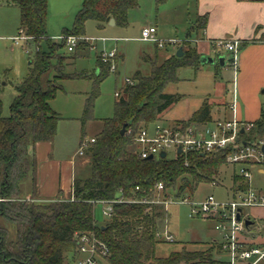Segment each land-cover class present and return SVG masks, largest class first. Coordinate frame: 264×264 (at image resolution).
I'll return each mask as SVG.
<instances>
[{"label": "trees", "instance_id": "1", "mask_svg": "<svg viewBox=\"0 0 264 264\" xmlns=\"http://www.w3.org/2000/svg\"><path fill=\"white\" fill-rule=\"evenodd\" d=\"M166 0H157L161 3ZM20 9L21 33L32 37L37 45L26 77L15 85L16 96L10 104L9 116L3 115L0 97V264H66L78 257L77 236L95 233L108 247L104 258L108 264H203L221 263L214 259L213 251L223 252L221 243L214 241L207 250L188 251L185 247L172 250L167 256L156 254L157 245L165 242L158 234L166 221V209L152 202L158 183H163L161 197H184L193 194L202 182H217L225 153L190 152L176 157L146 159L134 151L133 139L143 125L160 121V117L182 98L170 93V84L180 81L179 70L201 66L196 47H189L181 57L172 55L162 62L150 60L148 75L137 71L133 84H124L114 103V115L101 119V128L84 150L88 157L89 172L76 174L69 196L60 190L44 201L39 200L36 173L37 160L30 151L36 143L51 141L62 116L52 107V100L62 89L67 78H84L94 82L93 92L86 98L80 122L84 130L93 119L98 86L110 72V63L97 58L94 73L68 74L65 66L56 67L53 60L67 58L62 50L66 46L47 35L48 0H7ZM138 0H83L71 31L63 35H84L88 20L103 28L113 18L115 24L126 26L128 12ZM208 15L196 19L197 28H205ZM46 40L47 52L40 48ZM86 45L79 44L78 47ZM72 58V56H71ZM218 68L219 65L217 64ZM54 70L50 78L45 76ZM211 120V105L204 101L193 112L189 121ZM247 133L249 141L264 138V103L259 119ZM126 130L121 133L123 125ZM84 133L81 142L84 141ZM31 181V197L24 194L25 182ZM241 181V188L247 186ZM116 201L110 221L99 226L95 218V205L99 200ZM14 227V231L12 227ZM68 264V263H67Z\"/></svg>", "mask_w": 264, "mask_h": 264}, {"label": "rangeland", "instance_id": "2", "mask_svg": "<svg viewBox=\"0 0 264 264\" xmlns=\"http://www.w3.org/2000/svg\"><path fill=\"white\" fill-rule=\"evenodd\" d=\"M6 2L7 0H2L0 3V97L3 103V115L9 116L10 104L17 94L15 85L25 78L29 62L35 57L37 45L33 41L24 40L16 43L14 38L23 35L19 29L20 9L15 4ZM82 2L83 0H48L47 35L49 38L61 42L57 37L62 36L65 30H72ZM196 12L197 0H166L161 3L157 0H138V4L128 12L126 26L107 25L104 29H99L96 21L88 20L86 22L84 35L99 38L94 42L96 49H90L86 44L85 50H83L84 46H77L73 52H69L65 46L62 52L67 58L64 60L54 59V64L58 68L65 66L64 71L68 74L94 73L99 54L102 51H116L115 69L110 67L109 74L99 84L93 111L94 118L88 121L84 130L79 118L82 116L86 98L94 90V82L84 78H67L62 81L63 87L51 104L64 117L59 123L56 138L63 152L72 154L78 150L81 144H79V138L83 133L84 141L87 143L96 137L101 128V119L114 115L116 91L124 86L126 79L130 78L135 81L134 75L137 71H141L144 75L150 73L151 62L146 60L145 56L149 55L150 60H156L158 53L157 60L160 62V55L167 54L175 47L177 49L182 47L183 50H186L192 47L191 43L203 37L202 33L194 28ZM151 26L157 28L158 37L165 41L163 48H158L153 41L140 39L142 29ZM116 39H118L117 44ZM82 45L85 44L82 43ZM39 48L43 52L48 51L49 46L45 39L40 42ZM179 73L181 80L170 84L166 91L178 92L183 96L179 102L162 113L160 120L165 124L184 125L204 101L212 104L226 100L231 103L230 90L234 85L232 67H227V70L223 71L222 77L216 74L214 65H202L198 70L190 67L181 68ZM54 74L55 71L51 70L45 78H51ZM222 85H226L223 93H221ZM262 91H264V78L258 82L257 75L254 74L253 95L257 94L264 101V92ZM237 94V111H240V118L246 120L245 109L251 107H249L251 104L249 101L250 87L241 85ZM217 105L221 104L217 103ZM231 116L230 109L228 117ZM77 158L78 173L86 176L89 172L88 166H86L88 157L83 154L78 155ZM237 169L238 167L235 168L230 164H223L215 184L202 182L193 194L187 193L184 197L190 201H200L209 195H213L217 200L230 199L235 187L234 175ZM252 186L264 191V178L259 177L256 172L253 174ZM23 195L25 196V194ZM27 199L30 198L27 197ZM104 208L102 204L95 205L94 213L99 226L106 225L111 219L105 214ZM165 209L166 221L160 224L159 232L162 236L169 232L173 235L174 241L159 243L156 249L158 256L162 254L167 256L172 250H180L182 247L188 251L207 250L214 243L211 240L219 237L216 234L217 231H214L212 220L191 217L187 204L175 202L165 206ZM255 213L262 216L264 210L256 211L254 209ZM257 223L261 225L260 217L257 218ZM11 227L14 231V227ZM192 240L209 242H189ZM213 252L215 260L219 262L220 259H223L222 251L214 250ZM67 257L65 263L70 264V254ZM98 264H108V262L104 258H99Z\"/></svg>", "mask_w": 264, "mask_h": 264}, {"label": "built area", "instance_id": "3", "mask_svg": "<svg viewBox=\"0 0 264 264\" xmlns=\"http://www.w3.org/2000/svg\"><path fill=\"white\" fill-rule=\"evenodd\" d=\"M58 39L65 40L69 52H73L81 43L88 44L90 49H96L94 42L99 40V38L85 35H62ZM140 39L153 41L159 48L165 46V41L158 37L157 28L154 26L144 27ZM14 40L31 41L32 37L23 34L15 37ZM212 44L216 50L229 53V62L234 70V89L232 101L229 103L232 116L205 122H191L186 125L175 123L168 125L161 120L143 125L133 139L134 151L138 156L146 159L150 155H153V158L161 157L160 153L163 151L166 152V157H176L190 152L211 154L223 151L226 163L235 168L238 167L236 174L247 185L241 188L239 182L230 199L217 200L213 195L200 201H190L186 197L174 198L172 195L163 198L161 193L165 187L163 183H158L155 189L157 195L152 202L164 206L175 202L187 204L191 217L213 220L215 229L221 234L220 243L223 252L227 255L228 264H264V242L257 241L255 235L253 242L248 236L251 225L247 226L246 220L251 218L245 214L247 208L264 207V191L252 186V169L254 168L256 173L264 169V138L247 140L243 133H247L253 123L243 121L237 116L236 75L241 42L215 39ZM115 56L116 51H102L99 54L102 61L112 63L111 69H115ZM133 83V79L130 78L125 81V84ZM116 96H119V91L116 92ZM90 141H94V138ZM87 144L86 141L81 142L78 149L79 155L84 154ZM179 149H181L180 152ZM116 201L122 200H99L96 203L104 205L105 214L111 217L113 203ZM158 236L165 241H174L173 235L169 232L164 236L159 233ZM77 242L78 257L73 264H98L99 258H105L109 253L107 245L95 233L79 235Z\"/></svg>", "mask_w": 264, "mask_h": 264}, {"label": "crops", "instance_id": "4", "mask_svg": "<svg viewBox=\"0 0 264 264\" xmlns=\"http://www.w3.org/2000/svg\"><path fill=\"white\" fill-rule=\"evenodd\" d=\"M6 3L10 4L9 2ZM204 14L208 15V20L205 28H197L194 25V28L199 30L202 33L203 37L191 43V46L196 47L198 53L201 56L208 55L211 57L218 58L219 56L226 55V64L223 66L219 65L218 63L201 64V66L214 65L216 68V74L221 75L222 77L223 71L227 70V67H232L229 62V53L224 50H216L214 48V45L212 44V41L215 39L239 40L241 42V45L238 54L236 89L240 91L241 85L245 87L249 86L251 92V96L249 97V101L251 102V104H249V107H251L245 109L246 120L243 121H254L259 119L261 116V108L264 101L260 99L257 94L253 95V93L254 74L257 75L258 82L263 80L264 78V0H197L196 19ZM107 25L110 24L108 23L103 28L99 29H104ZM115 41L117 44L118 39H116ZM17 42L18 41H16V43ZM85 48H87V46H84L83 50H85ZM177 50V47H175L170 52H167V54L160 55V62H162L165 58H168L172 55H176ZM156 57L158 59V53L156 54ZM217 64L219 65V68ZM200 67L198 69H200ZM178 74L180 77V73ZM222 86L223 87L221 88V93H223L226 89V85ZM233 89L234 85L233 88L230 90L231 94ZM181 95L183 96V94ZM210 103L211 102H209V104ZM217 103L221 105L218 106ZM210 105L211 119L228 117V111L230 110L228 101L222 100L220 102H213ZM60 115L62 116V114ZM237 116L239 119H241L239 110L237 111ZM63 119L64 117L62 116V118L58 122V127L60 121ZM57 133L51 141L38 142L30 149V151L34 154L37 160L36 181L38 197L39 200L42 201L54 197L60 190H62L66 194V196H69L72 192L74 176L79 172L77 167V156L79 155L78 150H75L72 154L63 152L57 143ZM81 139L82 136L79 138V144L81 143ZM252 173L254 174V168L252 169ZM256 174L259 177L264 178V169H260L259 172ZM236 176L238 175L235 173V187L239 182H241L236 181ZM26 184L27 186L24 189V194L26 197L30 198V179L27 181ZM235 187L234 189H236ZM254 209L256 211H259L260 209L264 210V207H250L246 209L245 214H247L252 220L248 236L252 238L253 242L254 235L257 241L264 242V214L262 216H260L259 213L254 214ZM259 217L261 219V225L257 223V218ZM212 223L214 231L216 232L217 230L214 227L213 220ZM216 234L219 237L211 241H218L220 243L221 234L218 231L216 232ZM196 241L209 242L206 240H192L189 242ZM222 254L224 256L223 259H220V261H222L221 263L203 264H228L227 255L224 252ZM161 256L165 255L162 254Z\"/></svg>", "mask_w": 264, "mask_h": 264}, {"label": "water", "instance_id": "5", "mask_svg": "<svg viewBox=\"0 0 264 264\" xmlns=\"http://www.w3.org/2000/svg\"><path fill=\"white\" fill-rule=\"evenodd\" d=\"M109 24L110 25H115V20L112 18L110 20ZM183 54H184V51H183L182 47H180L177 50V52H176V56L181 57ZM225 56L226 55H222V56H219L218 58H215V57H211V56H208V55H202V56H200V62H201V64H216V63H218L219 65L223 66V65L226 64V57ZM125 130H126V124L123 125V127L121 129V133H124ZM242 132H243V130H242ZM178 151L180 152L181 149H179ZM160 156L161 157H166V152H164V151L161 152ZM148 159H153V155H150L148 157ZM251 224H252V220L251 219H247L246 220V225L249 226Z\"/></svg>", "mask_w": 264, "mask_h": 264}]
</instances>
